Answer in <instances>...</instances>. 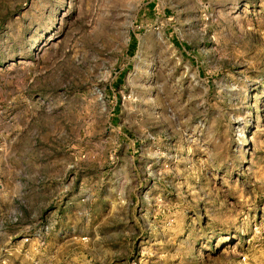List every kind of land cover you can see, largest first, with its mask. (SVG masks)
I'll list each match as a JSON object with an SVG mask.
<instances>
[{
    "label": "rangeland",
    "instance_id": "rangeland-1",
    "mask_svg": "<svg viewBox=\"0 0 264 264\" xmlns=\"http://www.w3.org/2000/svg\"><path fill=\"white\" fill-rule=\"evenodd\" d=\"M0 264H264V0H0Z\"/></svg>",
    "mask_w": 264,
    "mask_h": 264
}]
</instances>
